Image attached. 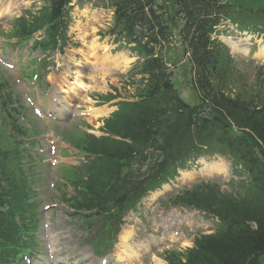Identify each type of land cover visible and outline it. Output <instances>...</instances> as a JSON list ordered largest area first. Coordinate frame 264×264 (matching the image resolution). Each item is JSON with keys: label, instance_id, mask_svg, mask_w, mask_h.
<instances>
[{"label": "trees", "instance_id": "1", "mask_svg": "<svg viewBox=\"0 0 264 264\" xmlns=\"http://www.w3.org/2000/svg\"><path fill=\"white\" fill-rule=\"evenodd\" d=\"M47 1L50 5L31 16L23 29L29 32L45 26L47 40L43 44L51 46L62 34L60 31L64 22L60 21V17L65 0ZM174 3L179 7L177 12L182 9L188 14L179 34L184 53L186 50L191 51L186 62L194 68L190 85L199 98L198 107H193L191 111L182 102H171L172 94L167 88L164 95L154 93L159 82L165 86L168 84L161 73L156 74L157 69L161 68L162 71L163 68L160 54L144 64V71L150 81L141 89L137 102L120 103L118 110L105 122L104 132L121 141L129 140L130 143L111 137L91 138L86 150L98 156L94 165L96 168L109 170L112 175L109 179H117V163L128 160L132 152L143 151L145 147L158 151L153 158L163 167L179 160L195 142L198 147L208 145L221 149V152L243 165L250 175L251 183L245 185L237 197L206 189L205 192L189 194L184 198L188 203L212 210L221 219V226L215 235L198 241L196 248L188 252L184 263L177 260L173 264H260L261 259L264 260V94L260 90L244 89L245 85L241 86L243 89L239 92L225 91L231 70L224 59L222 68H219L218 50L205 35L214 24V19L207 16L211 12L210 7L215 11V0H174ZM228 12V8L222 6L217 13ZM241 14L231 12L233 18L240 17L241 21L249 25L262 23L261 29L264 31L262 15ZM163 17L155 0H126V6L118 14L120 26L125 29H130L132 25L157 27L159 35L163 33V36L153 38L155 43L160 38L165 41L170 33L167 28L164 30ZM136 19L139 23L134 22ZM162 44L159 45L164 47ZM153 51L151 49V53ZM149 53L146 52L147 55ZM211 112L229 120L237 129L246 130L257 140V150H251L239 142L231 132L208 124L204 117ZM211 137L212 142L206 144ZM105 180L94 185L95 193L110 188L109 181ZM122 189L119 187L115 191ZM110 193L114 194L112 189ZM15 194H22L17 186L11 191V195Z\"/></svg>", "mask_w": 264, "mask_h": 264}, {"label": "rangeland", "instance_id": "2", "mask_svg": "<svg viewBox=\"0 0 264 264\" xmlns=\"http://www.w3.org/2000/svg\"><path fill=\"white\" fill-rule=\"evenodd\" d=\"M226 1H228V2H231V1L234 2L235 1V2H237V3L239 2V3L243 4V5H249V6H253V7H260V6L264 5L263 1H261V0H226ZM71 15L73 17L72 18L73 21H72L71 27L69 28L70 29L69 31L71 33L73 42H76V43L78 42L80 49H82L83 45H85V44L89 45L90 44L91 38L93 37V31L95 32L97 30V27L95 26L94 29L89 27L88 22L84 21V18L81 16V11H79L77 8H74L72 10ZM84 22H85V24L87 23V26L84 24ZM76 24H78V25H76ZM79 25H84L85 27H82V26L79 27ZM6 26H7V28H9L8 25L3 26V28H5ZM98 28H100V27L98 26ZM103 28H105V27H102V29ZM256 53L254 54V57H256L255 56ZM255 61H256V64L264 65V60H261L259 58L258 59L255 58ZM242 63H246V60L245 59L242 60V62L239 63V64H242ZM9 84L11 85V87H13L14 94H17V90L19 91V89H18L19 85H17V81L16 82L14 81L13 73H12V82L10 81ZM102 87H103V85H102ZM181 89L183 91H185L183 93V96L185 98H187V97L189 99L192 98V96L190 94V91L187 89V87L185 85L181 84V87H179V90H181ZM91 93H92V91H91ZM29 120H31V119H30L28 111L26 110L25 114H24V117L22 119H20V122L18 123V126H26L27 123H29ZM84 120H87V119H84ZM83 122L86 123V124L92 125V127H91L92 129L97 128V125L91 120L86 121V122L83 121ZM77 123H80V122H77ZM72 126L73 125L69 126L68 128L67 127L66 128L64 127L62 129L60 128L59 129V134L62 135L63 133L67 132ZM33 135H34L33 133H30V136H33ZM216 161H217V163H223L219 159H217ZM214 171H217V170L214 169ZM58 174L60 175V172H58ZM212 174H218V173L211 171L210 175H212ZM36 200H38L40 202L39 203V206H40L41 205V201L45 200V193L39 195L36 198ZM54 203H56V205H57L56 210L54 212L55 222L58 221V222L64 223V221H65L64 208H62L61 204L58 201H56ZM62 210H63V212H62Z\"/></svg>", "mask_w": 264, "mask_h": 264}, {"label": "bare ground", "instance_id": "3", "mask_svg": "<svg viewBox=\"0 0 264 264\" xmlns=\"http://www.w3.org/2000/svg\"><path fill=\"white\" fill-rule=\"evenodd\" d=\"M7 10H8L7 8H6V9H3V10H0V14H1V13H4V12L7 11ZM95 49H96L95 44L92 43V46H91V48L89 49L90 57H87V55H86L85 53L81 52V51H80L79 53L82 54V56L84 57V60H87V59H89V58H91V57H92V58H95V59H97V58H102V56L97 57V55H96V53H95ZM103 61H104V62L109 61V60H108V56H104V57H103ZM216 170H217V169H216ZM218 170H220V173L226 171V169H225L224 166H222L221 168L218 167ZM218 170H217V171H218ZM130 233H131V231H128L127 233H125V235H120V240H121V241H125L126 239H128L129 236H130Z\"/></svg>", "mask_w": 264, "mask_h": 264}, {"label": "water", "instance_id": "4", "mask_svg": "<svg viewBox=\"0 0 264 264\" xmlns=\"http://www.w3.org/2000/svg\"><path fill=\"white\" fill-rule=\"evenodd\" d=\"M212 121L217 124L219 127H225L226 125L216 116H212ZM242 140L246 141L248 144H250L252 146V144L248 141V139L243 136L241 138Z\"/></svg>", "mask_w": 264, "mask_h": 264}]
</instances>
